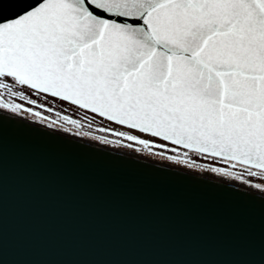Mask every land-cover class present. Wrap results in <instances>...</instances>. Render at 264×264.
<instances>
[{"label": "snow or ice", "instance_id": "obj_1", "mask_svg": "<svg viewBox=\"0 0 264 264\" xmlns=\"http://www.w3.org/2000/svg\"><path fill=\"white\" fill-rule=\"evenodd\" d=\"M5 121L239 181L264 201V0H0Z\"/></svg>", "mask_w": 264, "mask_h": 264}, {"label": "water", "instance_id": "obj_2", "mask_svg": "<svg viewBox=\"0 0 264 264\" xmlns=\"http://www.w3.org/2000/svg\"><path fill=\"white\" fill-rule=\"evenodd\" d=\"M34 127L0 125L2 264H264L240 185Z\"/></svg>", "mask_w": 264, "mask_h": 264}, {"label": "rangeland", "instance_id": "obj_3", "mask_svg": "<svg viewBox=\"0 0 264 264\" xmlns=\"http://www.w3.org/2000/svg\"><path fill=\"white\" fill-rule=\"evenodd\" d=\"M74 111V110H66V114H71V112ZM92 134L93 135H101L102 133H99L98 131L95 130V127L92 129ZM110 139L112 137H109ZM88 140V139H86ZM90 141V140H89ZM93 142V141H92ZM97 144H99L98 142H95ZM104 146H107V147H110V148H114V149H117V150H120V151H124V152H128V153H131V154H134V155H137V156H141V157H144V158H147V159H150V160H154V161H157V162H160V163H164V164H167V165H171V166H175V167H179V168H182V169H185V170H189V171H193V172H196V173H200V174H204V175H207V176H212V177H215V178H218V179H222V180H225V181H228V182H231V183H234V184H237V185H240L239 181H229L227 179H224V178H219L217 176H215L214 174H207V173H202L200 172L199 170H192V169H188L182 165H176V164H173L172 162L170 161H166V160H161L159 159L158 157H149L146 153H138V152H132L128 149H122V148H116L114 146H111V145H104ZM241 186V185H240Z\"/></svg>", "mask_w": 264, "mask_h": 264}, {"label": "bare ground", "instance_id": "obj_4", "mask_svg": "<svg viewBox=\"0 0 264 264\" xmlns=\"http://www.w3.org/2000/svg\"><path fill=\"white\" fill-rule=\"evenodd\" d=\"M210 176V175H209ZM211 177V176H210Z\"/></svg>", "mask_w": 264, "mask_h": 264}]
</instances>
